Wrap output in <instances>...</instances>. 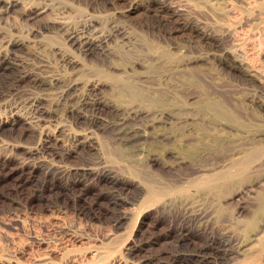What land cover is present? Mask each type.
<instances>
[{
    "label": "rangeland",
    "instance_id": "obj_1",
    "mask_svg": "<svg viewBox=\"0 0 264 264\" xmlns=\"http://www.w3.org/2000/svg\"><path fill=\"white\" fill-rule=\"evenodd\" d=\"M3 4L0 58L15 65L0 73V264H264V0ZM88 24L130 39L81 51L65 33ZM68 80L99 102L64 109ZM33 94L47 123L29 119ZM222 243L219 261L183 260Z\"/></svg>",
    "mask_w": 264,
    "mask_h": 264
},
{
    "label": "bare ground",
    "instance_id": "obj_2",
    "mask_svg": "<svg viewBox=\"0 0 264 264\" xmlns=\"http://www.w3.org/2000/svg\"><path fill=\"white\" fill-rule=\"evenodd\" d=\"M19 3V0H4V9H6V10H9L10 8H12V7H14V6H16L17 4ZM47 6V5H46ZM45 6V7H46ZM27 8V7H26ZM43 8V7H42ZM41 8V9H42ZM47 8V7H46ZM45 11V9L43 8L41 11L39 10V12H37V13H42V12H44ZM2 12V9L0 10V13ZM36 13V12H35ZM36 13V14H37ZM1 15V14H0ZM55 22V21H54ZM118 25V24H117ZM87 27H90V28H87ZM91 28H94L92 25H89L88 24V26H85V27H82V28H78V29H74V30H68V29H66V30H68L66 33H65V38L67 39V41H69L70 42V44L71 45H77V47H78V49L79 50H81V51H86V50H88L89 48H91V47H93V46H95L96 48H98V50L100 49V52L102 53V54H112V51L115 49L116 50V46L117 47H119L120 46V44H121V46L122 45H126L127 43H128V41H129V39L130 38H128L129 36L127 35V34H125V32L121 29V28H118L117 26H111L110 28H109V26H108V28L109 29H106V30H103V29H96V27L94 28V29H91ZM104 28V27H103ZM62 32V31H61ZM128 36V37H127ZM112 45V46H111ZM64 49H66V48H64ZM114 50V51H115ZM66 51H67V49H66ZM66 51H64V52H66ZM13 52V51H12ZM5 54H4V56L2 57V58H0V73H7V71H9L10 69H12V67L15 65V59L14 58H12L11 57V53H7V52H4ZM67 53V52H66ZM65 54V53H64ZM61 56V55H60ZM63 56V55H62ZM68 56H63L62 58H63V60L62 61H64V60H66V61H68L69 60V58H67ZM75 59V58H74ZM237 59V58H236ZM70 60H72V59H70ZM239 60V62L240 63H238V67L240 66V67H242V68H245V61H243V60H241V59H238ZM237 60V61H238ZM73 61V60H72ZM64 63H66V62H64ZM68 63V62H67ZM40 64H42V63H40ZM40 64H39V66H40ZM43 65V67H45L46 65L45 64H42ZM45 65V66H44ZM38 66V67H39ZM43 67H41L40 66V69L41 68H43ZM36 68H37V65H36ZM39 69V70H40ZM36 70V69H35ZM38 70V69H37ZM42 70V69H41ZM45 72H46V70H44ZM248 71L251 73V71L252 70H250V69H248ZM39 72V71H38ZM37 72V73H38ZM41 72V71H40ZM45 72H43V73H45ZM42 73V72H41ZM40 73V74H41ZM40 74H38V75H40ZM46 74V73H45ZM45 74H43L44 75V78L45 77H47L48 76V73H47V75L45 76ZM34 75V74H33ZM36 75V74H35ZM34 75V76H35ZM36 76V77H39V76ZM42 75V74H41ZM51 76H53V75H51ZM48 77H50V76H48ZM41 79H42V76L40 77ZM57 78V77H56ZM47 79V81H49L48 79L49 78H46ZM58 79V78H57ZM37 80H38V78H37ZM43 80V79H42ZM45 80V79H44ZM50 80L52 81V82H54L56 79H55V76H54V78L52 77V78H50ZM70 80H71V78H70ZM70 80H68L66 83L67 84H65V82H64V84L65 85H62V84H60V86L59 87H61V85H62V87L61 88H58L59 90L56 92V97H57V100L59 101V104H65V106L63 107L64 109H65V107H69L68 109H66V110H68V111H70V112H73L74 111V113L75 112H81V108L83 107V105L85 106L86 104H93L94 102H99V101H97V100H94V99H91V98H88V96H89V94L88 93H86V92H83L84 91V89H85V91L87 90V91H89V89L88 88H84L82 91H81V89H79L78 88V85L76 84V83H69V81ZM51 81H49V82H51ZM59 81H60V79H59ZM62 83V82H61ZM50 84V83H49ZM52 84V83H51ZM84 85V84H83ZM56 86V85H55ZM85 86V85H84ZM40 87V86H39ZM51 87V86H50ZM37 88V87H36ZM52 88V87H51ZM126 88V87H125ZM129 88V87H128ZM131 88V87H130ZM43 88H41L40 90H42ZM56 90H57V87L55 88ZM54 89V90H55ZM54 90H53V92H54ZM127 90V89H126ZM46 91V90H45ZM128 91V90H127ZM32 92V91H31ZM34 92V91H33ZM90 92H92V91H90ZM37 93V92H36ZM36 93H34V94H36ZM49 93H51L52 94V90H51V92H49ZM27 94V93H26ZM30 95H31V93H29ZM34 94H33V96L32 97H29V99H28V102H26L25 104L26 105H28V107H30V109H31V115H30V117H29V119H30V121H31V123H33L34 125H40V124H42V123H47L48 121V119L47 118H45V117H43V114H46V112L48 111V110H45V109H43L41 106H39V103H40V98H38V96L37 97H35L34 96ZM50 94V95H51ZM55 94V93H54ZM42 95V94H41ZM128 95V94H127ZM25 96V95H24ZM55 96V95H54ZM131 96V95H130ZM52 97H53V95H52ZM92 97V96H91ZM133 97V96H132ZM136 97V96H135ZM140 97V96H139ZM54 98V97H53ZM93 98V97H92ZM131 98V97H130ZM136 98H138V97H136ZM20 100V99H19ZM26 100V99H25ZM55 101H56V99H54ZM54 100H53V102H54ZM51 101H52V98H51ZM57 101V102H58ZM24 102V101H23ZM57 102H55V103H57ZM91 102H93V103H91ZM74 103H76V106L75 105H73ZM56 107V106H55ZM59 107V106H58ZM87 107V106H86ZM62 108V109H63ZM95 108V107H94ZM57 109V108H56ZM86 109H88V108H86ZM58 110V109H57ZM55 111V110H54ZM59 111H61L60 109H59ZM128 111V110H127ZM52 112H53V108H52ZM63 112V111H62ZM65 112V111H64ZM63 112V113H64ZM121 112V111H120ZM54 113V112H53ZM58 113V112H57ZM60 113V112H59ZM62 113V114H63ZM124 113H126V112H124ZM129 113H130V110H129ZM134 113H135V111H134ZM133 113V114H134ZM66 114V113H65ZM70 114V113H69ZM72 114V113H71ZM82 114V113H81ZM80 114V115H81ZM91 114V113H90ZM92 114H94L93 112H92ZM131 114V113H130ZM129 114V115H130ZM157 114V113H156ZM56 115V114H55ZM158 115H159V113H158ZM157 115V116H158ZM61 116V115H60ZM69 116V115H68ZM123 116H124V114H123ZM138 116V115H137ZM58 117V116H57ZM90 117V116H89ZM129 117V116H128ZM128 117H126V118H128ZM133 117V116H132ZM132 117H131V119H132ZM159 117H160V115H159ZM158 117V118H159ZM165 117H166V115H165ZM120 118H122V117H120ZM125 118V119H126ZM134 118V117H133ZM157 118V119H158ZM160 118H162V116L160 117ZM168 118V117H167ZM124 119V118H123ZM153 119V118H152ZM155 119V118H154ZM154 119H153V121H154ZM169 119V118H168ZM133 120V119H132ZM139 120V119H138ZM151 120V119H150ZM163 120V119H162ZM161 120V121H162ZM121 120H119V122H120ZM125 121H127V120H125ZM125 121L124 122H121L119 125H120V127L118 128L119 130H118V132H119V136L118 137H123V141H129V140H131L133 137H135V129L133 128V126H134V124H133V126L131 127H129V124L127 125V124H125ZM141 121V120H140ZM155 121H157L156 119H155ZM119 122H117V124L119 123ZM127 122H129V120L127 121ZM133 122H134V120H133ZM163 122H167L166 120L165 121H163ZM169 122V121H168ZM167 122V123H168ZM6 123H9L10 125H13L14 124V119H10V118H7L6 120H4L3 122H2V125L3 124H6ZM141 123V122H140ZM159 123V122H158ZM116 124V123H115ZM138 124V123H137ZM141 124H143V122L141 123ZM161 124H162V122H161ZM165 124V123H164ZM160 125V124H159ZM137 126H139V124L137 125ZM137 126H134V127H137ZM157 126V125H156ZM46 127V126H45ZM165 127V126H164ZM138 128H136V130H137ZM139 131V130H138ZM117 132V131H116ZM115 134V133H114ZM136 136H137V134H136ZM117 137V136H116ZM120 139V138H119ZM121 140V139H120ZM133 140V139H132ZM126 143V142H125ZM83 168V167H82ZM83 170V169H82ZM76 171V170H75ZM74 171V172H75ZM228 171V170H227ZM79 172V171H78ZM88 172V171H87ZM229 172V171H228ZM225 173L224 175H223V173H221L222 174V176H220V177H218L217 176V174H216V176H217V178H214L215 177V174H214V176H213V178H211V177H209V178H207L206 180L204 179V181H202V183L200 184V185H198V186H200V188L199 189H202V191H205V192H207V191H213V190H215L216 188H217V190L219 189V188H224V187H226L228 184H230V183H232L233 182V179H234V176L232 175V173ZM232 172V171H231ZM234 172V171H233ZM46 173V172H45ZM86 173V172H85ZM98 173V172H97ZM219 173V172H218ZM80 175L82 174V173H79ZM106 174V173H105ZM234 174H235V172H234ZM44 175V174H43ZM93 175V174H92ZM213 175V174H212ZM77 176V175H76ZM82 176H84V175H82ZM107 176V175H106ZM109 177H111V176H109ZM89 179V178H88ZM43 181V180H42ZM39 186V185H38ZM42 187H43V185H42ZM219 187V188H218ZM41 188V187H40ZM199 189H198V192H199ZM158 191V190H157ZM197 191V190H196ZM41 190L38 188L37 189V193L39 194V195H41ZM149 194V193H148ZM157 195L159 194L158 192L156 193ZM162 195V194H161ZM161 195H158V196H161ZM192 196H194V195H192ZM116 198V197H115ZM168 199V201L170 202V201H174V199L175 198H167ZM120 200V199H119ZM194 201V200H193ZM260 201V204H259V206L260 207H262L263 205H264V197H262V199L261 200H259ZM258 201V202H259ZM168 202V203H169ZM184 204V203H183ZM186 204V203H185ZM189 206H190V204H188ZM188 205L186 206L185 205V207L186 208H190V207H188ZM184 207V206H183ZM184 207V208H185ZM192 209V208H191ZM191 209H187V211H190ZM196 209V208H195ZM184 210V209H183ZM193 211H195V210H193ZM197 213H199L198 212V210L196 211ZM195 212V213H196ZM184 213V212H183ZM190 213V212H189ZM194 213V212H193ZM191 215V214H190ZM193 215V214H192ZM195 215H197V214H195ZM183 216H186V213H185V215H183ZM206 216V215H205ZM186 217H188V216H186ZM202 217V215H198V218H196V219H198V220H196V221H198V222H202V220H203V218H201ZM191 218H192V216H191ZM190 218V219H191ZM205 219V218H204ZM184 220H188V219H184ZM192 220V219H191ZM207 221V220H206ZM190 222V221H189ZM193 222V221H192ZM186 224V223H185ZM203 225V224H202ZM221 240V239H220ZM212 241V240H211ZM226 241V240H225ZM216 244V243H215ZM226 243H222V244H220V245H217V247H213L212 249H211V251H210V253L208 254V255H206L205 254V252L206 251H204V253L202 252V253H198L197 254V252L195 253L196 255H185V256H183V260H185V261H195L196 263L197 262H199V263H203V262H210V261H212V262H216V261H219L220 259H221V256H224L223 254V252L226 250ZM211 246V245H210ZM202 248V247H201ZM201 248H199V249H201ZM211 248V247H210ZM204 249V248H203ZM246 250H247V248H246ZM192 252V251H191ZM201 252V251H200ZM190 253V252H189ZM207 253V252H206ZM184 254V253H183ZM186 254H188V252L186 253ZM194 254V253H193ZM175 256V255H174ZM178 257H180V256H178ZM179 259V258H178ZM181 261V260H180Z\"/></svg>",
    "mask_w": 264,
    "mask_h": 264
}]
</instances>
